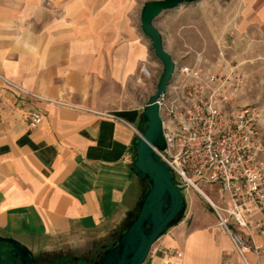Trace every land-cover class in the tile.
Segmentation results:
<instances>
[{"label": "crops", "instance_id": "1", "mask_svg": "<svg viewBox=\"0 0 264 264\" xmlns=\"http://www.w3.org/2000/svg\"><path fill=\"white\" fill-rule=\"evenodd\" d=\"M139 9L136 0H0V236L38 261L57 246L117 236L146 188L132 143L149 97L140 68L159 60ZM170 10L152 22L162 45L166 22L179 17ZM222 17L264 89V0H230ZM32 111L42 116L36 129ZM184 199L181 219L142 264H264L248 250L235 257L210 209Z\"/></svg>", "mask_w": 264, "mask_h": 264}, {"label": "built area", "instance_id": "2", "mask_svg": "<svg viewBox=\"0 0 264 264\" xmlns=\"http://www.w3.org/2000/svg\"><path fill=\"white\" fill-rule=\"evenodd\" d=\"M233 31L235 27L225 34L231 39L219 38L211 58L197 53L190 64L173 62L169 82L156 100L164 148L154 152L183 192L199 194L206 189L215 193L213 202H208L215 226L244 261L247 243L254 242L250 234H241L264 231V139L262 109L256 104H236L247 89L245 66L251 61L241 58L232 42ZM237 36L243 39L242 34ZM140 72L150 77L146 67ZM53 103L68 106L62 101ZM41 121L40 113L32 111L27 126L36 129ZM253 249L257 253L258 247ZM165 253L181 257L175 248Z\"/></svg>", "mask_w": 264, "mask_h": 264}, {"label": "water", "instance_id": "3", "mask_svg": "<svg viewBox=\"0 0 264 264\" xmlns=\"http://www.w3.org/2000/svg\"><path fill=\"white\" fill-rule=\"evenodd\" d=\"M195 0H147L138 14L139 28L150 40L154 56L161 64V73L153 92L141 111V125L133 139L131 165L135 177L146 182V188L135 212L93 264H142L153 243L181 219L185 210L184 193L173 180L167 167L160 163L154 149L161 151L164 141L156 100L167 86L173 71V60L165 51L159 31L153 26L155 17L182 3ZM9 253L19 264H38L23 245L0 236V250Z\"/></svg>", "mask_w": 264, "mask_h": 264}, {"label": "rangeland", "instance_id": "4", "mask_svg": "<svg viewBox=\"0 0 264 264\" xmlns=\"http://www.w3.org/2000/svg\"><path fill=\"white\" fill-rule=\"evenodd\" d=\"M136 1L138 6L141 7L142 3L147 0ZM229 1L230 0H195L182 3L170 10L171 12L178 13L179 17H175L169 22H166V24H168L163 32V47L172 57L176 65L190 64L197 53L207 58H211L215 54L217 41L221 36L225 38L226 31L223 25L226 23L223 17L221 18V14L224 12ZM155 62V69L153 68L152 71H150L147 68L150 72V77L145 79L150 81V86L148 92H146V97L153 92L162 70L161 64H159L158 61ZM252 76H254V78L248 79L247 89L237 98L236 104H256L262 109L260 130L264 139V89L259 83V80L255 78L257 75L252 74ZM200 190L213 202L216 196L213 191L206 189ZM184 195L185 197L192 195L198 198L205 209H210L208 202L198 193L189 190L184 191ZM260 232L261 231L249 230L241 234L243 237H246L247 234L251 235L254 243H247V248L248 251H251L256 257H264V231L263 233ZM115 236L116 235L97 241L85 240L72 246H57L50 254L44 255V257L40 259V262L42 264H69L72 260H78L77 264H93V262L97 261L100 257L101 253L115 240ZM230 245L233 255L238 257L235 248L232 244ZM254 246L258 247L257 253L254 252ZM1 264H9L8 257H1Z\"/></svg>", "mask_w": 264, "mask_h": 264}, {"label": "flooded vegetation", "instance_id": "5", "mask_svg": "<svg viewBox=\"0 0 264 264\" xmlns=\"http://www.w3.org/2000/svg\"><path fill=\"white\" fill-rule=\"evenodd\" d=\"M1 257H8L9 264H19V262L16 259L11 258L9 253L3 252V249L0 250V264H1ZM78 260H72L69 264H77ZM38 264H42L40 260L38 261Z\"/></svg>", "mask_w": 264, "mask_h": 264}, {"label": "bare ground", "instance_id": "6", "mask_svg": "<svg viewBox=\"0 0 264 264\" xmlns=\"http://www.w3.org/2000/svg\"><path fill=\"white\" fill-rule=\"evenodd\" d=\"M202 197H204V199L207 201V202H210V198L205 194V193H199Z\"/></svg>", "mask_w": 264, "mask_h": 264}]
</instances>
